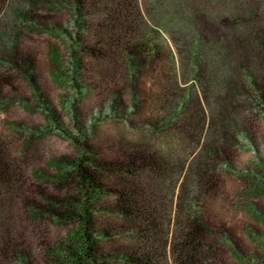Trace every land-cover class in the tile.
Returning a JSON list of instances; mask_svg holds the SVG:
<instances>
[{"label":"rangeland","instance_id":"374dc122","mask_svg":"<svg viewBox=\"0 0 264 264\" xmlns=\"http://www.w3.org/2000/svg\"><path fill=\"white\" fill-rule=\"evenodd\" d=\"M123 1L85 0L74 20L66 7L16 0L0 16V35L11 42L1 53L19 58L32 76L0 66V149L20 181L0 188V264L64 262L61 251L76 245L77 225L48 214L66 209L45 198L77 195L68 179L58 181L60 163L124 162L135 151L183 165L184 172L162 177L148 166L130 175L97 172L104 187L89 214L97 245L110 256L101 264H172L180 184L218 140L219 118L209 123L223 108L229 82H239L242 95L225 113L228 155L210 162L216 188L199 197L208 226L204 264H264V46L254 52L245 40L254 31L264 38V0H130L139 16L120 31L116 9L125 8ZM239 13L242 23L233 25ZM144 42L158 46V54L148 59L131 50ZM132 182L162 199L161 243H142L139 235L136 241L115 206ZM149 246L150 263L116 256Z\"/></svg>","mask_w":264,"mask_h":264},{"label":"trees","instance_id":"16d2710c","mask_svg":"<svg viewBox=\"0 0 264 264\" xmlns=\"http://www.w3.org/2000/svg\"><path fill=\"white\" fill-rule=\"evenodd\" d=\"M14 1L16 0H0V16L7 6L13 4ZM21 1L26 3L30 8H34L39 1L46 4H52L53 6L58 5L59 7H66L72 13L74 20H77V15L85 0H67L60 2L57 0ZM122 5L125 6L124 9L119 6V9L116 10L120 15L122 14L121 16L123 18L120 19L122 24L120 25L123 26L120 28L118 24L116 27L120 28V31H125L128 26L134 25L136 22V16H139V10L136 4L132 3L130 0L126 2L123 1ZM240 14L241 13L237 14V18L235 17L236 20L234 19L235 21H232L233 25L235 23H242L241 20L244 16ZM249 16V18H254L250 13ZM249 22L250 20L247 19L243 21V23ZM117 23H119V21H117ZM245 40L248 46H256L254 52L258 47L264 46V38L262 32L259 31L250 32ZM7 43L11 44L8 40L4 41L2 35H0V66L6 68L7 71H22L23 74L26 73V75L31 78V70L28 67L23 71L18 61L19 58H16V56L10 57L1 53ZM157 47L158 46H153L150 42H144L138 46L136 45L131 50H134L144 58L151 59L154 55L158 54ZM87 52L89 54L91 53L89 48H87ZM196 55L197 51L192 54V62L194 66L196 65ZM71 59L73 60V63L76 62V55L72 53ZM247 74L246 82L250 83L258 97L262 96V92L257 83L249 73ZM241 88L242 85L239 82L236 84H233L232 82L225 83L226 91L222 97L223 108L219 115L216 113L215 116L211 117L209 123L210 127H213L216 125L217 119L219 118L218 124L220 122L221 125L219 126L220 133L217 137L218 140H216L217 142L211 141L205 146L202 153V156L205 157L204 161H199L200 163H198L195 168H190L187 173H183L184 176L182 178V183L180 184L181 188L179 189V196L177 197V202L174 208L176 225L172 236L174 242L172 246V255L174 256L172 264H204L206 260H208L207 254L209 253H207V249L205 250V239L208 232V226L206 222L203 221L201 213L198 211L199 197L202 198V195H206L216 188V179L212 173L214 168L210 162L212 159H217L221 156L226 158L228 155L226 144H229L231 139L228 135L231 131H227L225 128V120L227 119L225 113H228L226 110L229 109V107H232L233 98L242 95ZM236 89L237 91H235ZM134 163H137L136 167H131ZM60 165L59 167L63 170H61L59 177H57L58 181L63 182L68 179L69 182L74 184L77 198L68 197L62 201H57L56 199L45 196L48 201L52 199L54 205L63 204L66 209L62 213H57V211H54L53 209L46 212L58 216L59 218L75 221L77 230L75 234L76 239L73 241L77 246L63 248L61 256H63L62 259L65 261L62 262V260L59 262L58 260L57 264H101L103 258H110L109 255H102L101 250L97 245L96 236L93 231L94 223L91 221L89 214V209L92 210L91 205L93 204L94 199L101 195L99 193L100 189L104 187L97 172L102 171L130 175L131 169L136 168V171H138L144 166H148L154 171V173H157L158 176L162 177H165V175L172 176L175 173L178 175V173L184 172L183 165L163 160L157 156L143 155V153L141 154V152L139 153L137 151L128 155L124 162L116 161L101 164L95 161L89 162L88 160L83 161L77 159L68 162L62 161ZM19 182L15 169L9 163L4 161L3 153L0 149V188L7 189L8 187H13V184H19ZM157 197L158 196L155 194H152L150 189L142 186L139 187V185L134 182L127 183L122 190L117 193L115 206L118 208L119 214H121L127 221L129 225L128 229L131 233H134L136 241H138V235L140 239H143L141 240L142 243L146 244H151L153 242L161 243L160 239L166 238L165 231L167 230V219L158 215L160 206L158 201L161 202L162 199H157ZM31 207L35 209L37 206L31 205ZM37 209L43 210L44 207L38 205ZM104 234L108 233L104 232ZM161 245L163 248L165 247L164 243ZM145 249L146 250L144 251L140 248L138 251L137 249L136 251L133 249L134 251H132V253L120 251V254H117L116 256L126 262L150 263L152 262L151 259L154 258L155 250L150 246ZM136 252H139V254L136 255Z\"/></svg>","mask_w":264,"mask_h":264}]
</instances>
